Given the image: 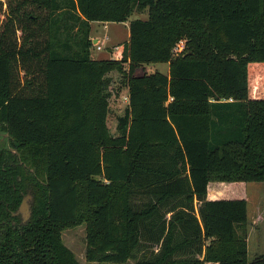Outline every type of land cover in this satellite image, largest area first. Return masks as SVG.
<instances>
[{
  "label": "trees",
  "instance_id": "1",
  "mask_svg": "<svg viewBox=\"0 0 264 264\" xmlns=\"http://www.w3.org/2000/svg\"><path fill=\"white\" fill-rule=\"evenodd\" d=\"M128 20L113 57L92 58L91 23ZM152 62L169 72L137 73ZM4 134L0 264H80L63 240L80 225L99 264H264L247 200L207 199L211 181H264V0H0Z\"/></svg>",
  "mask_w": 264,
  "mask_h": 264
},
{
  "label": "rangeland",
  "instance_id": "2",
  "mask_svg": "<svg viewBox=\"0 0 264 264\" xmlns=\"http://www.w3.org/2000/svg\"><path fill=\"white\" fill-rule=\"evenodd\" d=\"M138 15H140L142 18H145L147 16V12H137L136 14L132 15V17H130V20L140 17ZM130 20L127 22H109L105 24L103 22L93 21L91 23L92 39H96L97 37L102 44V49L96 48L98 39L93 41V46L91 48L92 58L105 59L111 56L113 57L115 52L118 50V47L129 39L130 31L128 22H130ZM144 71H160L167 74L169 72V64L167 62L147 63L144 67L140 68L137 73L141 74ZM111 76L113 79L112 88L114 90V94L110 99L108 126L112 134L117 135L118 116L124 113V110L127 106L128 92L126 88H119L121 85V75L118 72L111 73ZM9 141V137L5 134L0 136V144H2L4 147H9ZM210 183V191L212 193L215 192V194L216 192H222L221 194H224L225 192L229 198H237L239 196L241 197L243 193L248 194V260L252 261L257 256L264 255V181H249L231 184L224 182L226 184L225 186H221L222 184L218 183L217 181H211ZM235 192L238 193V196H232ZM224 195H221L220 197H224ZM26 196H30L27 199L28 209L30 211V202H32L33 196L31 193H27L23 199ZM147 200V197L136 196L133 199V202L136 204V206L140 207L141 204ZM195 204L196 212H198L200 203L196 201ZM20 217L23 219L22 213H20ZM85 234L86 231L84 225L67 228L63 232L64 243L75 253L80 264H99L97 262L87 261L85 257ZM133 261L134 260L131 259L127 264H133Z\"/></svg>",
  "mask_w": 264,
  "mask_h": 264
},
{
  "label": "crops",
  "instance_id": "3",
  "mask_svg": "<svg viewBox=\"0 0 264 264\" xmlns=\"http://www.w3.org/2000/svg\"><path fill=\"white\" fill-rule=\"evenodd\" d=\"M134 14H136V13H134ZM138 16H140V15H138ZM136 18H142L141 16L140 17H136ZM147 18V16L145 17V18H142V19H146ZM135 19V18H134ZM99 22H102V21H99ZM127 22V21H126ZM104 24L105 23H109V22H103ZM129 23V22H128ZM98 38L96 37V40H97ZM93 40H95V39H93ZM99 40V39H98ZM109 58H112V56L111 57H109ZM109 58H105V59H109ZM146 65V64H145ZM139 74V73H138ZM218 183H220V184H222L221 186H225L226 184L224 183V182H218ZM227 183V182H226ZM235 183H239V182H235ZM231 184V183H230ZM210 185H211V183L209 184V190H208V196H207V199H216V198H220V196L221 195H224L225 194V192H224V194H221L222 192H216V194H215V192L214 193H212L211 191H210ZM242 185V184H241ZM232 196H238V193H234ZM223 198H229V197H227V193L224 195V197ZM237 198H245L246 200H247V213H248V203H249V201H248V194H244L243 193V195H241V197L239 196V197H237ZM248 234H249V226H248Z\"/></svg>",
  "mask_w": 264,
  "mask_h": 264
},
{
  "label": "water",
  "instance_id": "4",
  "mask_svg": "<svg viewBox=\"0 0 264 264\" xmlns=\"http://www.w3.org/2000/svg\"><path fill=\"white\" fill-rule=\"evenodd\" d=\"M96 40V39H95ZM95 40H93V41H95ZM30 196H26L24 199H23V201H22V203L20 204V207H19V209H18V212H17V214H20V213H22V215H23V219L24 220H27L28 218H29V216H30V211H29V209H28V204H27V199L29 198Z\"/></svg>",
  "mask_w": 264,
  "mask_h": 264
},
{
  "label": "built area",
  "instance_id": "5",
  "mask_svg": "<svg viewBox=\"0 0 264 264\" xmlns=\"http://www.w3.org/2000/svg\"><path fill=\"white\" fill-rule=\"evenodd\" d=\"M183 47H184V41H180L178 43V45L175 47V51L176 52H181V50L183 49ZM96 48L97 49H102V44H101V42L99 40H98V44H96Z\"/></svg>",
  "mask_w": 264,
  "mask_h": 264
}]
</instances>
